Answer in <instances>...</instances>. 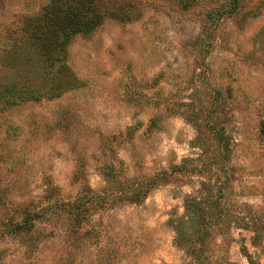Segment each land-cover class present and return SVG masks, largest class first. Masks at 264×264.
Segmentation results:
<instances>
[{"label":"rangeland","instance_id":"rangeland-1","mask_svg":"<svg viewBox=\"0 0 264 264\" xmlns=\"http://www.w3.org/2000/svg\"><path fill=\"white\" fill-rule=\"evenodd\" d=\"M110 1L136 17L74 37L69 89L0 101V264H249L243 247L264 264L263 228L259 245L249 230L264 227V0L216 24L207 12L233 0ZM47 2L0 0V58L25 50L24 19ZM21 71L0 63L3 83ZM219 127L227 164L209 167ZM207 184L217 224L193 258L167 221ZM26 215L32 226L10 234Z\"/></svg>","mask_w":264,"mask_h":264},{"label":"trees","instance_id":"trees-1","mask_svg":"<svg viewBox=\"0 0 264 264\" xmlns=\"http://www.w3.org/2000/svg\"><path fill=\"white\" fill-rule=\"evenodd\" d=\"M231 3L232 10L221 4L211 8L207 12L206 18L211 19L216 24L226 13L230 15L239 14L238 0L229 2V5ZM242 6L243 4L240 5V10ZM242 15H245V13H242ZM135 17L132 12L125 11L124 6L110 0H48L39 13L27 16L24 19L22 30L25 35V50L21 51L19 48L16 51L2 54L0 58L2 66L22 70L16 74L17 77L12 80L9 79V83H3L0 79V101L5 107H10L17 105L19 100H39L41 97L52 98L60 95L74 84V79L66 81L62 78L64 73L68 75L66 66L67 48L74 37L78 34H93L108 18L130 21ZM26 50H28L27 53H25ZM39 79L43 82V85L37 88V84L40 83ZM210 126L213 128L212 125ZM196 129L198 131L196 145L205 152L207 150L206 144L210 138H203L202 133L199 132L200 128L196 126ZM217 129L218 131H214L212 137L220 147L219 156H216V154L210 155L207 162L209 167L210 165L225 166L227 164L228 154L226 151H228L230 144L229 136L226 135L223 127ZM259 134L264 139V119L259 122ZM207 186V189L202 190L203 196L197 198L190 195L185 196L184 214L176 218H170L167 221L175 231V243L179 247L183 246L182 248L186 250V253L193 258L202 256L201 247L195 246L196 241H204L209 233L208 228L210 225L217 224L214 223L213 216L218 217L215 214L218 203L209 192L210 185L207 184ZM135 188L133 189V201L136 200L135 203H137L138 198H142L146 191ZM76 212L71 210L72 219L69 220L75 232L79 227L76 222L78 220ZM31 216L26 215L22 224L13 223V230L10 234L17 235L19 229L25 228L26 225L32 226ZM250 224V228L248 225H246V228L253 232L251 243L259 245L263 238L259 230L263 228L262 232H264V227L254 222ZM242 253L249 264H259L251 259L246 247H243Z\"/></svg>","mask_w":264,"mask_h":264}]
</instances>
